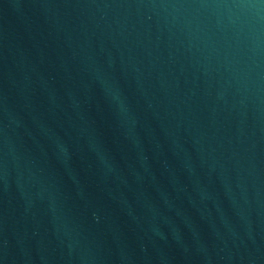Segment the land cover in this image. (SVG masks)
<instances>
[{
  "label": "water",
  "instance_id": "obj_1",
  "mask_svg": "<svg viewBox=\"0 0 264 264\" xmlns=\"http://www.w3.org/2000/svg\"><path fill=\"white\" fill-rule=\"evenodd\" d=\"M0 264H264V0H0Z\"/></svg>",
  "mask_w": 264,
  "mask_h": 264
}]
</instances>
